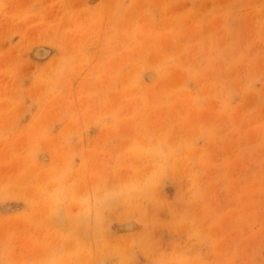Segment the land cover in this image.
I'll list each match as a JSON object with an SVG mask.
<instances>
[{
    "label": "rangeland",
    "instance_id": "374dc122",
    "mask_svg": "<svg viewBox=\"0 0 264 264\" xmlns=\"http://www.w3.org/2000/svg\"><path fill=\"white\" fill-rule=\"evenodd\" d=\"M0 264H264V0H0Z\"/></svg>",
    "mask_w": 264,
    "mask_h": 264
}]
</instances>
